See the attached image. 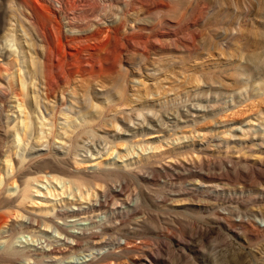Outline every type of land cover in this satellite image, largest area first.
Here are the masks:
<instances>
[{
	"label": "rangeland",
	"instance_id": "1",
	"mask_svg": "<svg viewBox=\"0 0 264 264\" xmlns=\"http://www.w3.org/2000/svg\"><path fill=\"white\" fill-rule=\"evenodd\" d=\"M78 192L73 251L18 221ZM0 216V264H264V0H0Z\"/></svg>",
	"mask_w": 264,
	"mask_h": 264
},
{
	"label": "bare ground",
	"instance_id": "2",
	"mask_svg": "<svg viewBox=\"0 0 264 264\" xmlns=\"http://www.w3.org/2000/svg\"><path fill=\"white\" fill-rule=\"evenodd\" d=\"M48 85L49 84H47V86ZM47 86H44V87L47 88ZM49 87L50 86H48V88ZM48 88H47V90H48ZM18 97H20V96L18 95ZM12 102L14 104H16V105H12V107L14 108V112H12L10 116L12 118H15V119L18 118V117L19 118H21V117L24 118V119L21 118L22 120L20 119V121L17 119L19 121V122L18 121L17 122L19 123L20 128L22 129V131L23 132H26L27 126L29 124L26 122V118H25L26 117L25 116L26 114L24 115L25 112L21 108V103L22 102H20L18 100V98H16V97L14 98V100ZM15 114H17V115H15ZM42 124H44V123L42 122ZM14 125H15V123H14ZM16 125H18V124H16ZM16 136H18V134ZM95 164H92V167ZM37 187H39L41 189H46L47 190V187H43V188H42V186H37ZM25 189H23L21 192H19V194L17 193V196H18L17 201L20 202L21 200L25 199V197L27 195V192H28L27 191V188H25ZM36 192L39 193L40 191H36ZM77 194H78V198L77 199L68 198L67 201L62 202L59 205L58 204H55L53 202H49L48 203V205L51 206L50 207L51 208V212L49 214L44 213V214H47V215H44V216L47 217V218H49V223H51V226H49V224L48 225L43 224L44 227L42 226V228L36 227L37 225H35L34 223H32L33 222L32 220H31L32 221L31 222L29 219L25 218L24 216H23V218L22 217L21 218L19 217L18 218V221L20 222V224L25 225L27 228H29L31 230H34L33 228H38V231H40L42 234L50 233L51 236H52L51 238H54L53 243H52L53 246H54V242H55L58 246H61L62 247L61 249L63 251L58 252V254L59 253L66 252V251H73V250H75L78 247V243H79L78 241L81 239V237L82 236H85V234L90 233V230L91 229L99 228V230L105 231V229H107L108 226H109V225H107V222L108 221L106 219L107 218L106 216H108V215L106 214V211H103L105 209V205H103L101 201H98L97 200V196L95 198L91 199V198H88L89 197V195H88L89 193L88 192H86V195H85V196H87V198H84V196L82 195V192H78ZM122 204H123V202H122ZM106 206H107V204H106ZM112 206L113 205H111V207ZM113 207H115V205ZM121 208H122V206H121ZM101 211H103V212H101ZM29 213L32 214L33 216H37V215L40 216L41 215V213H39V212L35 213L34 211H30ZM4 217H1L0 216V233L2 234L1 235V239H2V237L4 239V235L3 234L6 235V232H7L6 229L8 228L7 227L5 229V225L6 224L3 225L4 221L2 219ZM108 218H109V216H108ZM111 224H112L113 227L114 226L115 227L118 226V223L117 222H112ZM50 227H52L53 229L52 230H49ZM98 233H100V235H101V232L100 231L98 232L97 229H96V231H94V233H93V235L95 236V239H92V241L93 240L94 241L92 242L91 245L94 248L101 249L102 247H104L106 245V242H105V240L101 239L103 236H101V238H100V236H99ZM91 234H92V232H91ZM5 241H7V240H5ZM0 243H1L0 244V248H2V241ZM17 243L18 244L16 246L18 248L19 247L20 248L21 247H24V248L29 249L30 251H40V252H44V253H51V251L54 250V248H52L50 246H47L46 244H44L43 242H41V240L40 241H38V240L34 241L33 239H31V240H23V242L22 241H19V242L17 241ZM84 247H86V246H84ZM20 248L18 250H20ZM99 249H97V250L93 249V251L92 250L91 251L88 250V253H85L83 255H77L75 258H72V260H69L68 259V263H71V264H85V263L91 261L96 255H98L100 253V251L102 249L100 251H99ZM23 250L24 249L22 248V251ZM85 252H86V250H85ZM41 254L43 255V253H41ZM49 261L55 263L57 261L56 256L55 257H51V259ZM26 264H30V263L28 262Z\"/></svg>",
	"mask_w": 264,
	"mask_h": 264
}]
</instances>
